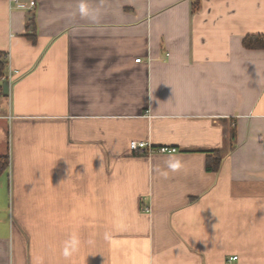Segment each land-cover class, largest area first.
Listing matches in <instances>:
<instances>
[{
	"label": "crops",
	"instance_id": "1",
	"mask_svg": "<svg viewBox=\"0 0 264 264\" xmlns=\"http://www.w3.org/2000/svg\"><path fill=\"white\" fill-rule=\"evenodd\" d=\"M35 1L0 0V264H264V0Z\"/></svg>",
	"mask_w": 264,
	"mask_h": 264
},
{
	"label": "trees",
	"instance_id": "2",
	"mask_svg": "<svg viewBox=\"0 0 264 264\" xmlns=\"http://www.w3.org/2000/svg\"><path fill=\"white\" fill-rule=\"evenodd\" d=\"M244 45L248 48H264V36L261 35H250L245 41ZM5 63L0 61V75ZM234 135V134H233ZM222 162V155L219 151L210 154L207 158L206 168L209 171H218ZM9 166V156H0V176L6 171Z\"/></svg>",
	"mask_w": 264,
	"mask_h": 264
},
{
	"label": "built area",
	"instance_id": "3",
	"mask_svg": "<svg viewBox=\"0 0 264 264\" xmlns=\"http://www.w3.org/2000/svg\"><path fill=\"white\" fill-rule=\"evenodd\" d=\"M10 1V4L16 8V9H25V10H29V9H33L36 5V1L35 0H9ZM137 61L139 62L140 61V58L137 59ZM130 147L131 149L133 150H137V149H140V148H150V152H152V145L148 142H145V141H131L130 143ZM157 151L161 152V153H169V152H176L177 151V148H170V147H167V146H162V147H159L157 149ZM234 258H237V257H234Z\"/></svg>",
	"mask_w": 264,
	"mask_h": 264
},
{
	"label": "clouds",
	"instance_id": "4",
	"mask_svg": "<svg viewBox=\"0 0 264 264\" xmlns=\"http://www.w3.org/2000/svg\"><path fill=\"white\" fill-rule=\"evenodd\" d=\"M79 11L82 17H91L95 18L91 15L90 10L88 9L87 5L83 2L79 5ZM181 167L179 161H170L168 163V168L172 171H176ZM77 245V241L73 238L71 241L66 242L65 247L63 249V255L67 258L71 255V251H74ZM71 250V251H70Z\"/></svg>",
	"mask_w": 264,
	"mask_h": 264
},
{
	"label": "bare ground",
	"instance_id": "5",
	"mask_svg": "<svg viewBox=\"0 0 264 264\" xmlns=\"http://www.w3.org/2000/svg\"><path fill=\"white\" fill-rule=\"evenodd\" d=\"M29 10H31V9H29ZM170 148H172V147H170ZM175 148V147H174ZM138 150V149H137Z\"/></svg>",
	"mask_w": 264,
	"mask_h": 264
}]
</instances>
